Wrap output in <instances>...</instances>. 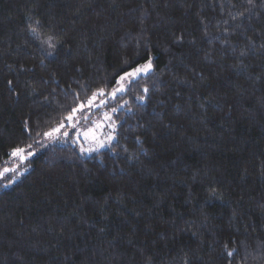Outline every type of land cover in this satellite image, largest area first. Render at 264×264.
I'll list each match as a JSON object with an SVG mask.
<instances>
[{
  "label": "trees",
  "instance_id": "obj_1",
  "mask_svg": "<svg viewBox=\"0 0 264 264\" xmlns=\"http://www.w3.org/2000/svg\"><path fill=\"white\" fill-rule=\"evenodd\" d=\"M149 59L108 149L36 144ZM29 146L0 264H264V0H0V166Z\"/></svg>",
  "mask_w": 264,
  "mask_h": 264
},
{
  "label": "rangeland",
  "instance_id": "obj_2",
  "mask_svg": "<svg viewBox=\"0 0 264 264\" xmlns=\"http://www.w3.org/2000/svg\"><path fill=\"white\" fill-rule=\"evenodd\" d=\"M149 61L151 62V59L125 73H132L136 68H142L147 65ZM151 69L152 65L148 72H150ZM125 73L121 76H125ZM147 73L141 72L135 76H125L124 80H121L120 76L117 83L110 91H103V95H100L101 90L94 92L88 99L80 103L75 108L77 111H72V113L69 114L65 120L48 131L50 132L56 128H60L58 133H54L53 139H49L43 135L42 138L36 142V144L38 146H44L53 142L61 144L69 143L77 148L78 153L81 156H90L101 150L108 149L115 139V133L118 125L115 114L122 108V105L116 106L113 104L115 97L123 93L132 80ZM121 88L124 90L119 91ZM113 93H115V96H113ZM94 95L95 99H92ZM81 105H83V108L80 107ZM113 109L116 111H113ZM69 116L72 117L71 120L68 119ZM106 117H110V119ZM61 125H63V127H61ZM73 125H75V127H73ZM65 132H67L66 136L64 135ZM101 144H103L104 147H101ZM22 149L25 150L24 153L21 156L16 157L11 155V151L9 157L0 166V171H3L5 168L15 170L10 171L3 176L5 177L10 173L16 172V174L11 177L12 182L16 181L25 171L24 168L19 171L17 170L21 162H24L26 159L32 157L36 150L34 146L24 147ZM29 153H31V155H29ZM1 178L2 177H0V179Z\"/></svg>",
  "mask_w": 264,
  "mask_h": 264
},
{
  "label": "snow or ice",
  "instance_id": "obj_3",
  "mask_svg": "<svg viewBox=\"0 0 264 264\" xmlns=\"http://www.w3.org/2000/svg\"><path fill=\"white\" fill-rule=\"evenodd\" d=\"M31 31L35 32L36 29L33 28V29H31ZM242 54H243V53H242ZM150 68H151V62L149 61V63H148L147 65L143 66L142 68H136V69L134 70V72H132V73H125V76H135L136 74H139V73H141V72L147 73V72L150 70ZM125 76H121L120 79H121V80H124V79H125ZM9 83H10V82H9ZM123 90H124L123 88L119 89V91H123ZM145 91H147V89H145ZM100 95H103V91H102V90L100 91ZM113 96H115V93H113ZM92 99H95V95L93 96ZM139 99L143 100V97H140ZM80 107L83 108V105H81ZM75 111H77V109H73V112H75ZM113 111H116V110L113 109ZM106 118L110 119V117H106ZM68 119L71 120L72 117L69 116ZM61 127H63V125H61ZM73 127H75V125H73ZM59 131H60V128H56V129H54L53 131H50V132H46V133H44V135H45L46 137H48L49 139H53V138H54V133H58ZM64 135L66 136V135H67V132H65ZM110 139H111V138H110ZM100 146H101V147H104L103 144H101ZM24 151H25V150L22 149V148H16V149H14V150L12 151L11 155H12L13 157L21 156V155L24 153ZM82 151H83V149H82ZM29 155H31V153H29ZM10 171H15V170H14V169H8V168L3 169V171H0V177H3L6 173H8V172H10ZM11 182H12V181H9V183H11ZM5 186H7V185H5ZM232 254H233L232 252H229V253H228L229 256H231Z\"/></svg>",
  "mask_w": 264,
  "mask_h": 264
}]
</instances>
